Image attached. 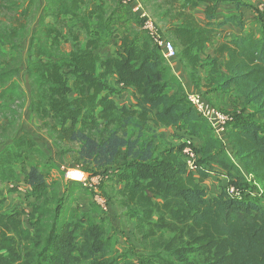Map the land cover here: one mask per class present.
Returning <instances> with one entry per match:
<instances>
[{"label":"trees","instance_id":"16d2710c","mask_svg":"<svg viewBox=\"0 0 264 264\" xmlns=\"http://www.w3.org/2000/svg\"><path fill=\"white\" fill-rule=\"evenodd\" d=\"M200 2L205 3L204 24L192 13ZM220 2L234 3L237 10L243 4L163 0L166 8L154 16L175 19L164 26V36L175 43L176 55L194 82L196 70L208 66L209 86L231 89L244 104L255 107L258 118L228 122L230 153L188 101L160 47L140 25L122 22L110 30L102 0H45L30 34L39 0H0V139L6 142L0 150V184L16 177L18 165L27 166L32 197V228L24 227L20 212L0 214L6 228L0 231V264H177L153 247L139 253L119 250L108 234L106 218L81 212L75 203V192L85 187L82 182L73 181L62 192L61 179L51 177L56 165H43L48 156L35 138L27 131L16 134L24 100L18 75L25 40L31 113L55 145L70 152L68 147L75 144L79 162L110 170L121 184L117 206L123 216L136 220L138 231L146 224L150 233L153 228L175 232L184 240L183 248L202 257L184 264H264L262 194L238 197L224 185L208 196L202 185L211 172H219L216 167L231 176L228 183L247 186L244 172L264 183V29L251 25L243 34L221 33V25L242 27L243 22L238 11L216 21ZM61 17L79 23L85 34L82 43L72 36L69 51L63 49L67 39L56 26ZM111 36L117 38L118 48L101 57L96 51ZM216 37L212 54L202 59L205 45ZM110 77L133 88L132 106L115 101L113 94L121 89ZM149 122L152 128L175 126L202 138L200 151L195 144V170L186 167L182 145L156 151L153 139L139 143L126 136L129 124L143 129ZM90 210L96 213L94 202Z\"/></svg>","mask_w":264,"mask_h":264},{"label":"rangeland","instance_id":"374dc122","mask_svg":"<svg viewBox=\"0 0 264 264\" xmlns=\"http://www.w3.org/2000/svg\"><path fill=\"white\" fill-rule=\"evenodd\" d=\"M162 2L163 0H138V4L140 6L142 5V7L150 14V16L154 18V20L156 18L154 16L155 13L158 12L159 9L162 11L164 8H166ZM104 3L108 14L110 30L114 28V25H119L122 22L125 26L128 24H138L141 26L140 18L138 14L134 12L135 10H132L131 5L124 6L120 0H105ZM113 6L115 8H112ZM134 8H137V3L133 4V9ZM116 10H119V12L122 11L124 14H119V16H116L117 14H113ZM114 17H117V21ZM118 17L121 19L119 20ZM74 31L76 32V30ZM68 36V39H70L71 34ZM164 38H166V36H164ZM83 39L84 37L82 36L79 40L80 43ZM67 41L66 44H68V47H71L72 39ZM26 50L27 40L22 42L23 59L20 64L18 75V80L24 91V100L20 110L16 134L27 131L35 138L39 146L46 147V151L48 152V160H45L43 165L50 162H53L56 165V168L51 169V177L61 179V191H65L73 182V180L66 177V171L71 168L79 169L91 177L100 176V181L95 188L84 187V189L82 188L75 192V203L81 212H88L93 217L97 219L99 218L101 220H105L106 218L105 223L107 224L108 234L112 236L119 250H129L133 253H139L146 249V247H153V250H160L163 256L177 264L199 262L202 257L198 254L188 252L187 249L183 248L184 240L178 238L175 232L153 228L150 233L148 232L149 226L146 224L143 226V232H140L136 227L135 219L125 217L122 213H120V210L117 206L118 182L113 177L109 169L96 168L91 164L79 162L77 160L78 157L76 154L77 145L75 144L70 145L68 148L71 149V151L67 152L64 150L66 148L57 146L53 143L45 130L41 127L39 121L34 117L29 109L31 88L26 72ZM72 95L73 94H70V96ZM213 105L216 106L215 104ZM216 107L219 108L218 106ZM219 109L222 110L221 108ZM222 111L227 113L232 118L237 119L254 118L255 116V107L252 105H246L244 102L240 103L237 108H234L233 112H226L224 110ZM124 130L127 137L136 138L139 143L153 139L156 146V151H161L162 146L157 138V135L159 134L157 129L152 128L149 125L143 129H138L134 125L129 124ZM5 144L6 142L0 139V150ZM181 145L182 142H180L179 146ZM198 150L200 151V147ZM233 158L238 159L239 157L234 155ZM26 173L27 166L18 165L16 168L15 179L17 182L21 183H17L14 187L9 186L7 189L2 185V183L0 184V214L20 212L19 218L24 227L32 228V222L30 218L31 206L29 205L31 196L25 189L24 184L26 182ZM48 184H50V181H48ZM259 188L261 189V197L264 198L263 182L259 183ZM12 189L15 191H12V194H10L9 190ZM206 189L207 193L214 192V190L210 188ZM98 199H102L104 201V205L107 210H104L103 207H100L98 204ZM91 202L96 204V213H92L90 210ZM154 218L155 217H153V219ZM5 229L4 223L0 220V231ZM147 232L149 234H145ZM81 264L92 263L90 260H84Z\"/></svg>","mask_w":264,"mask_h":264},{"label":"crops","instance_id":"0c3cea01","mask_svg":"<svg viewBox=\"0 0 264 264\" xmlns=\"http://www.w3.org/2000/svg\"><path fill=\"white\" fill-rule=\"evenodd\" d=\"M239 1H241L243 4L239 7L238 10L236 9V6L234 3L220 2L217 4L216 21H221L224 15L238 11L242 15V22H243L242 27H239L233 23L223 24L219 27L221 33L232 34V35L243 34L247 30H249L251 25H255L259 30L264 29V15L256 12L257 6L260 3H263L264 0H239ZM44 4H45V0H39L36 19L30 26V31H29L30 34L34 31L36 27L38 17L43 9ZM204 7H205V3L200 2L198 6L192 11L196 21L201 24L206 23ZM112 8H115V7L113 6ZM155 21L158 23L159 28L162 30L161 32L164 36V32H163L164 26L166 24H170L171 22H175V19H173L172 17L165 16V17H161V19L155 18ZM56 26L62 31V33L65 35L67 40H71L73 35L77 36L79 40L82 36L85 37L84 31L81 28V25L79 23H74L70 21L68 18H64V17L59 18L56 21ZM119 26L120 25L118 24L114 25V28H118ZM74 30H76V32ZM70 34H71V37L70 39H68L69 37L68 35ZM218 40L219 39L216 37L211 42L205 45L203 53L200 54L202 59H204L206 55L212 54L213 48L215 47ZM83 41L84 39L81 41V43ZM72 48H73V40H72L71 47H68V44H66V42L63 44V49L65 51H69ZM117 48H118L117 38L115 36H111L109 40H107L105 43L100 45V47L97 49L96 52L101 57H106V56H109ZM167 61L169 62L173 73L178 77V79L182 83V86L184 88L186 95L190 93H196V92L204 94L205 97L211 103L215 104L216 106H218L219 108H221L222 110L226 112H233L234 108H237L240 105V103L244 102L243 97L231 89L227 91H221V90H215L214 86H209L208 76H207L208 69H209L208 66H202L196 70L195 76H196L197 81L194 82L190 76L189 71L184 66V64L180 61L178 55L168 59ZM116 79H117L116 77L109 78V82L112 85L121 89L119 94H113L115 101L118 104L132 106L134 104V98L132 94L133 88L131 86H124L122 83H118ZM254 118H258V115L256 114ZM149 125L152 126V122H149ZM155 129H157V132L159 133L157 135V138L159 140V143L162 146V149L168 148L170 146L179 147L180 142H182L183 138L185 136L190 135L186 130L178 129L175 126H168V127L160 126ZM190 136L192 137L193 142L196 144V146H198V148L201 147L202 141H203L202 138L194 136V135H190ZM40 148H42L46 154L48 153L46 151V147L40 146ZM235 162L242 169V161L238 158V159H235ZM215 169H217L219 172L218 173L211 172L208 175L207 179L202 182V185L205 189L210 188L214 190V192L212 193L211 192L207 193L208 196H213L216 193H218L221 187H223L225 184H227L231 180V176L226 174L225 171H223L221 168L216 167ZM17 183H21V182H17L16 179L14 178L12 180L3 182L2 185L6 187L7 189L9 186L10 187L16 186ZM24 184H25V189L29 192V187L27 183L25 182ZM117 188L120 189L121 184L118 183ZM12 191H15V190L13 189L9 190L10 194H12L11 193ZM30 200H31V197H30ZM259 203L261 205H264V198L261 199Z\"/></svg>","mask_w":264,"mask_h":264},{"label":"built area","instance_id":"2783aa9c","mask_svg":"<svg viewBox=\"0 0 264 264\" xmlns=\"http://www.w3.org/2000/svg\"><path fill=\"white\" fill-rule=\"evenodd\" d=\"M124 6L131 5L132 10H135L141 21V28L144 29L150 37L153 39L155 44L160 47L163 56L168 60L176 56V48L172 41L166 39L161 34L157 22L152 16L138 4V0H120ZM137 3V8L133 9V4ZM256 11L264 15V2L260 3ZM187 99L191 105L195 108L196 112L203 116L209 126L212 129L214 136L221 142L223 147L228 153H230V145L227 138V124L232 120V117L227 113L223 112L216 106L212 105L201 93H190L187 94ZM181 153L186 163V167L189 170H195L197 165L198 155L195 150V143L192 138L186 136L182 141ZM247 186L240 187L231 183H227L224 186L226 192L231 195L238 197H259L261 196V189L259 188V181L250 173L244 172ZM66 177L73 181H80L85 187L92 188L96 187L100 181V176H88L84 172L76 168H71L66 171ZM98 204L107 210L104 201L98 199Z\"/></svg>","mask_w":264,"mask_h":264}]
</instances>
